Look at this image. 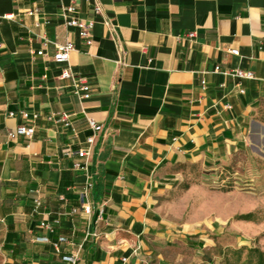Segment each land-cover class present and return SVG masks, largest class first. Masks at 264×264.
Wrapping results in <instances>:
<instances>
[{
	"label": "crops",
	"instance_id": "crops-1",
	"mask_svg": "<svg viewBox=\"0 0 264 264\" xmlns=\"http://www.w3.org/2000/svg\"><path fill=\"white\" fill-rule=\"evenodd\" d=\"M70 1L0 0L5 264H67L61 255L74 251L77 264H175L159 194L198 170L231 174L236 162L253 159L254 130H264L256 121L264 104V0H75L76 15L94 21L90 44L60 14ZM66 38L75 46L69 67L90 86L87 98L60 77L53 58ZM234 68L253 76L223 72ZM21 122L33 124V134L9 138ZM92 134L87 169H75L63 150L87 145ZM87 178L92 209L71 212ZM36 195L53 231L32 210ZM59 234L68 241L58 246L36 238Z\"/></svg>",
	"mask_w": 264,
	"mask_h": 264
},
{
	"label": "rangeland",
	"instance_id": "rangeland-1",
	"mask_svg": "<svg viewBox=\"0 0 264 264\" xmlns=\"http://www.w3.org/2000/svg\"><path fill=\"white\" fill-rule=\"evenodd\" d=\"M256 121L264 124V104ZM254 131L248 147L253 159L236 162L231 174L218 171L210 177L198 170L159 194V213L175 236V264H245V247L264 250V130ZM234 176L243 179L242 185L233 182ZM246 212L250 219L239 217ZM238 247H243L239 258L233 251ZM0 264H5L1 251Z\"/></svg>",
	"mask_w": 264,
	"mask_h": 264
},
{
	"label": "built area",
	"instance_id": "built-area-1",
	"mask_svg": "<svg viewBox=\"0 0 264 264\" xmlns=\"http://www.w3.org/2000/svg\"><path fill=\"white\" fill-rule=\"evenodd\" d=\"M100 7L98 5L95 6V12H99ZM77 13V6L75 0H71L69 3L64 4L61 8L60 14L64 18V21L67 25L73 26L77 28L78 34L80 37L83 38L86 44H90L92 41V27H93V19L87 18L82 19L76 15ZM3 17L5 18H12L10 14H4ZM189 35H192V32H189ZM1 45V42H0ZM74 43L71 39L66 38L63 41H59L55 43V51L53 53V58L57 62L60 63L61 72L60 77L67 78L70 81V85L72 91L80 98H87L90 96V86L86 79L80 75L75 74L69 67L68 58L69 53L72 49H74ZM231 52H237L236 48H231ZM37 53L41 54L43 52L42 49L36 51ZM220 66L215 65L214 70H219ZM226 74H232L239 77L251 78L253 76V72L251 70H243L241 68H234L229 70H223ZM204 82V80H202ZM243 91V89H240ZM228 106V104H226ZM13 111H9V115H13ZM22 115L24 118L29 117V112L27 110H22ZM39 115L38 112L32 113V118L35 119ZM62 119H66V116H60ZM87 123L88 125L93 128L94 131H100L102 129V124L95 120L91 116H87ZM34 132V125L33 124H26L24 122L18 123L13 129H9L7 131V136L9 138H14L17 135H24V136H31ZM94 141V134L87 136L86 143L87 145L81 146L79 148H72L70 145H67L64 150L63 154L68 156H74L73 160V167L75 169H87L88 166V157L91 153V146ZM92 180L87 178L82 186V198L83 201L81 202L80 206L72 208L71 212H76L77 210L83 211L85 213H89L92 209V204L89 201V190L92 187ZM62 197V196H60ZM32 210L34 212H40L42 217L40 218V226L49 230L53 231L54 226L53 223L50 222L47 218L48 212L45 210L44 202L39 195H36L33 198V205ZM102 210V209H101ZM93 232L92 234H94ZM37 239L43 241H51L54 245L58 246L61 242L68 241V238L64 234H59L53 240H50L47 236H38ZM78 259V252L74 251L72 253H65L61 255V260L67 264H77Z\"/></svg>",
	"mask_w": 264,
	"mask_h": 264
},
{
	"label": "trees",
	"instance_id": "trees-1",
	"mask_svg": "<svg viewBox=\"0 0 264 264\" xmlns=\"http://www.w3.org/2000/svg\"><path fill=\"white\" fill-rule=\"evenodd\" d=\"M238 185H242V184H238ZM239 217L250 219L251 213L250 212L242 213L239 214ZM244 249H246V256L243 260L245 264H264L263 249L257 246H249V247H245ZM233 251L236 252L237 257L239 258L243 251V247L234 248Z\"/></svg>",
	"mask_w": 264,
	"mask_h": 264
}]
</instances>
